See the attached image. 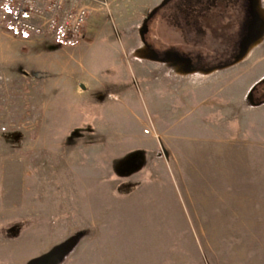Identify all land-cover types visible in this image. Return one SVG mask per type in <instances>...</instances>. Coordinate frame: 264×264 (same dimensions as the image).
Instances as JSON below:
<instances>
[{
  "label": "rangeland",
  "instance_id": "374dc122",
  "mask_svg": "<svg viewBox=\"0 0 264 264\" xmlns=\"http://www.w3.org/2000/svg\"><path fill=\"white\" fill-rule=\"evenodd\" d=\"M252 4L247 53L212 70L193 63L224 39L183 31L171 7L175 22L153 15L130 51L108 16L75 44L0 23V264H264V0ZM175 40L182 54L159 47ZM150 54L170 62L141 64Z\"/></svg>",
  "mask_w": 264,
  "mask_h": 264
},
{
  "label": "flooded vegetation",
  "instance_id": "af4514ba",
  "mask_svg": "<svg viewBox=\"0 0 264 264\" xmlns=\"http://www.w3.org/2000/svg\"><path fill=\"white\" fill-rule=\"evenodd\" d=\"M250 3L252 4V0H192L191 2L187 0H164L156 11L153 10L148 15L143 32L148 33L149 22L152 21L153 15L160 13V11H162L160 14L162 19L174 23L175 15L165 13V9L171 7L174 12L180 11L185 17L186 24L184 26L187 29L184 30L183 27V31H188V26L191 24L190 30L194 32L201 33L204 36H208V32L211 36H221L224 39V50L220 54L213 53L214 57L211 58V61L218 64L228 63L237 54V45L242 42L243 46H249V42L252 41L255 35L254 31L257 30V20H259L258 18L255 19L257 10L255 9L253 12L254 16L251 15ZM193 4L196 5L195 13L191 12ZM231 16L236 17L232 19ZM215 22L218 23L214 25ZM247 22L249 24L248 28H246ZM186 42H188V39ZM159 58L163 59L167 56L161 55ZM193 65L197 64L193 63Z\"/></svg>",
  "mask_w": 264,
  "mask_h": 264
},
{
  "label": "built area",
  "instance_id": "2783aa9c",
  "mask_svg": "<svg viewBox=\"0 0 264 264\" xmlns=\"http://www.w3.org/2000/svg\"><path fill=\"white\" fill-rule=\"evenodd\" d=\"M86 2L0 0V23L16 37H39L52 33L63 43L75 44L87 26L89 10Z\"/></svg>",
  "mask_w": 264,
  "mask_h": 264
},
{
  "label": "crops",
  "instance_id": "0c3cea01",
  "mask_svg": "<svg viewBox=\"0 0 264 264\" xmlns=\"http://www.w3.org/2000/svg\"><path fill=\"white\" fill-rule=\"evenodd\" d=\"M100 1H104V4H102ZM164 0H92L88 2V6L90 9L89 12V18H88V24L85 29V36L87 37L89 34H95L101 26H98V22L100 20L104 19V16H108V20L112 24L111 30L113 33L115 32L117 34L118 40L120 42L121 47L126 49L127 51H130V47L135 45V42H137V33L138 28L140 25L146 22V19L148 15L156 8L160 7ZM103 5L105 7H103ZM162 11L158 14V16L161 17ZM159 24L164 23V20L162 18L158 19ZM168 23L167 20H165V23ZM172 25L171 23H168ZM176 31V30H174ZM58 40V39H57ZM50 40H42L37 41V46H40L41 44L46 43ZM54 41H56L54 39ZM58 42V41H56ZM162 45H159V47H163L164 49L172 48V49H178L179 52L184 51L183 47L185 44V40H182L181 42L178 41H172V42H163ZM191 44V43H189ZM143 45V44H142ZM157 47V49L159 48ZM147 60H143L141 64H145L147 61L148 64H155L157 68H160L157 63H169L170 60L168 58H156L155 56H149L145 55ZM137 59V58H135ZM142 60L139 59L138 62ZM145 68V67H144ZM142 70V68H140ZM144 70V69H143ZM188 71V70H186ZM190 72V71H188ZM164 75H166L167 78H173L176 83L183 82L184 77L182 71H180V76L177 77V75L172 76L164 70ZM213 72H208V74H213ZM195 74V73H194ZM188 77V76H187ZM189 78V77H188ZM186 80H192L187 79ZM193 81V80H192ZM82 84V83H81Z\"/></svg>",
  "mask_w": 264,
  "mask_h": 264
},
{
  "label": "trees",
  "instance_id": "16d2710c",
  "mask_svg": "<svg viewBox=\"0 0 264 264\" xmlns=\"http://www.w3.org/2000/svg\"><path fill=\"white\" fill-rule=\"evenodd\" d=\"M237 56L238 55H235L234 57H233V59H231V61H229L228 63H220V64H218V63H215V62H212V61H210V60H207V58H202V60H201V58L199 57L198 58V60L200 61V62H196L197 63V65L199 66V67H201V68H203V69H206V70H212V69H215V68H222V67H225V66H228V65H230V64H232V63H234L235 61H236V59H237ZM256 89V87L253 89V91ZM249 97H250V99H253V97H252V92L250 93V95H249ZM64 245H67V244H61V245H59L56 249H54L53 251H56V250H58V249H62L63 247H64ZM53 251L51 252V253H53ZM62 253H64V251H61V254Z\"/></svg>",
  "mask_w": 264,
  "mask_h": 264
},
{
  "label": "water",
  "instance_id": "95a60500",
  "mask_svg": "<svg viewBox=\"0 0 264 264\" xmlns=\"http://www.w3.org/2000/svg\"><path fill=\"white\" fill-rule=\"evenodd\" d=\"M248 48V47H247ZM247 48H243L240 52H239V54H238V56H237V59H236V61L235 62H238V61H240L243 57H244V55L247 53ZM151 55V54H150ZM152 56H155L154 54L153 55H151V57ZM234 62V63H235ZM233 64V63H232Z\"/></svg>",
  "mask_w": 264,
  "mask_h": 264
}]
</instances>
